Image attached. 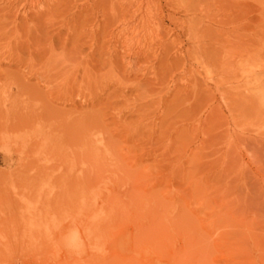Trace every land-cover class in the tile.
<instances>
[{
  "label": "rangeland",
  "instance_id": "rangeland-1",
  "mask_svg": "<svg viewBox=\"0 0 264 264\" xmlns=\"http://www.w3.org/2000/svg\"><path fill=\"white\" fill-rule=\"evenodd\" d=\"M0 264H264V0H0Z\"/></svg>",
  "mask_w": 264,
  "mask_h": 264
},
{
  "label": "bare ground",
  "instance_id": "bare-ground-1",
  "mask_svg": "<svg viewBox=\"0 0 264 264\" xmlns=\"http://www.w3.org/2000/svg\"><path fill=\"white\" fill-rule=\"evenodd\" d=\"M94 141V140H93ZM4 240V239H3ZM7 242V241H6ZM2 243V242H1Z\"/></svg>",
  "mask_w": 264,
  "mask_h": 264
}]
</instances>
